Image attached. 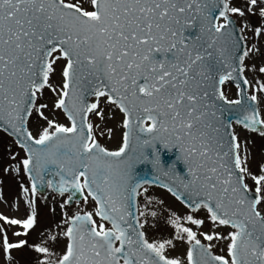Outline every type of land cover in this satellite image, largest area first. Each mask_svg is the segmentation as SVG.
<instances>
[{
	"label": "snow or ice",
	"instance_id": "1",
	"mask_svg": "<svg viewBox=\"0 0 264 264\" xmlns=\"http://www.w3.org/2000/svg\"><path fill=\"white\" fill-rule=\"evenodd\" d=\"M262 37L264 0H0V129L24 153L9 152L4 171L28 182L20 183L24 216L0 213L7 264L23 247L36 264H264V163L248 167L233 127L264 137ZM60 61L62 82L53 85ZM226 82H236V98ZM113 106L123 132L110 150L90 114L103 120ZM157 143L178 148L187 178L161 164ZM145 162L153 174L137 175ZM154 184L188 214L171 212L174 231L149 238ZM41 188L66 195L61 220L38 243L10 241L14 227L13 236L27 237L37 224ZM174 242L187 245L184 258L171 254Z\"/></svg>",
	"mask_w": 264,
	"mask_h": 264
},
{
	"label": "rangeland",
	"instance_id": "2",
	"mask_svg": "<svg viewBox=\"0 0 264 264\" xmlns=\"http://www.w3.org/2000/svg\"><path fill=\"white\" fill-rule=\"evenodd\" d=\"M233 3L240 5L243 3V0H233ZM246 35L250 37L248 41L250 46L251 43L255 41L251 39V32H246ZM261 39L264 40V37H262ZM262 51H264V49H262ZM247 62L248 61L246 60V63ZM62 63V61L57 62V64L54 66L56 71L50 79V82L53 85H58L62 82L61 78L58 79V77H60L61 75L58 66L61 67ZM256 63L258 66L261 63H264V56L257 54ZM245 75L249 79H252L253 73L246 71ZM224 90L229 99L236 98V89L234 87H232L231 85H227ZM45 102L49 103V105L51 106L52 94L47 90H45ZM261 107L262 109H264V100L261 101ZM116 110L117 109L114 106L111 108V110L105 109L106 115L104 116L103 120H101L100 117L91 115V122H93L94 125H100L97 132H99V130L106 131L108 130V128H120L119 122L123 120V117L121 116L122 114L119 111L116 112ZM55 111L58 112L59 110ZM110 113H112L113 115L116 113V115L112 117ZM45 115H49V112L47 110L45 111ZM50 118H58L60 122H66V118L63 117L62 114L59 117H56L55 113H53ZM112 118L113 120H111ZM115 121L116 123H118L117 125ZM30 127L32 126L30 125ZM121 128H123V126ZM235 132L238 135L239 140L241 141L242 156L247 155L248 167L251 168L253 172H257L258 165L264 163V137L260 136L259 134L250 132L246 129H241V127L239 126L235 127ZM117 134L119 136V132L113 131L110 138L109 136H107L108 140L115 142L114 145L110 146L112 148L119 146V139H117ZM9 152L18 153L17 159L24 156L23 151L20 150L10 138L0 132V197H2V199H0V213L9 217H20L24 216L26 212V206L23 204L22 193L20 192V183H24L27 186L28 182L22 171L20 174H16L15 172L11 171V169H9L8 172L4 171V168L10 162V158L8 155ZM247 183L249 184L250 188L255 187L254 182L251 179H248ZM148 194L153 198V204L150 207L153 210L158 211V217L148 218L149 223L145 226L146 235L149 238L168 236L174 231V229H172V227L167 224L168 215L171 212H176L177 215L183 216L188 214V210L182 207L180 203L176 202L173 197H169L168 193L166 192H162L158 189H148ZM63 199L64 198H56L47 203L43 201V199L36 197V210L38 213V217L37 224L34 226V229L30 230V234L27 237H15L12 235V231L20 230L19 227L16 226L12 230L8 231L9 240L16 241L18 239H27L29 243H38L41 239L40 233L44 232V234L47 235L46 229L49 226L54 228L55 224L61 220L62 210L60 209V203ZM158 201H162V203H158ZM13 205H18L19 211H17V209L13 207ZM90 208L91 204L89 205V210ZM52 209H54L55 211H52ZM74 209L75 208H68L66 206L65 210L68 211L69 214H71ZM199 215L203 217L204 213H200ZM97 221L99 222V218H97ZM208 223L209 222L206 221V225ZM154 224L155 227L148 226ZM188 226L193 227L194 231L196 230L195 226ZM201 230L207 231L208 228L202 226ZM215 230L223 232L225 234L229 231V229L224 226H221L220 228H217ZM174 243H176V249L174 252H171V254L179 255L181 256V258H184V256L186 255L187 245L181 244L179 242ZM214 251L218 252L219 249H214ZM11 255L14 257L12 264H36L37 254L27 247H23L19 250H12ZM0 264H7L2 249H0Z\"/></svg>",
	"mask_w": 264,
	"mask_h": 264
},
{
	"label": "water",
	"instance_id": "3",
	"mask_svg": "<svg viewBox=\"0 0 264 264\" xmlns=\"http://www.w3.org/2000/svg\"><path fill=\"white\" fill-rule=\"evenodd\" d=\"M194 34V33H193ZM238 82V81H237ZM236 83V82H234ZM146 154L149 157V161L153 158V148L152 146H147L145 148ZM155 151L160 154L161 164L167 168L171 165H175V170L178 174L185 176L187 178V168L184 162L179 157V150L176 147L172 149H168L163 145L157 143L155 145ZM135 169L139 173L140 176H151L153 174V169L150 162L141 163L135 166ZM164 178L161 177V180ZM158 185V184H157ZM39 191L43 194H46L47 188H41Z\"/></svg>",
	"mask_w": 264,
	"mask_h": 264
}]
</instances>
